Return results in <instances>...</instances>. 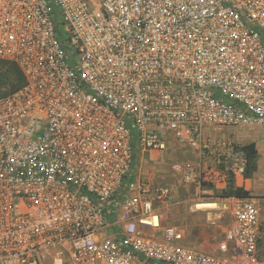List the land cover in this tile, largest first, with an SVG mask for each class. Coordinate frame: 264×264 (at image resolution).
Listing matches in <instances>:
<instances>
[{
  "label": "built area",
  "instance_id": "2783aa9c",
  "mask_svg": "<svg viewBox=\"0 0 264 264\" xmlns=\"http://www.w3.org/2000/svg\"><path fill=\"white\" fill-rule=\"evenodd\" d=\"M0 60L25 76L0 96V264H264L255 198L200 194L230 217L211 250L163 224L167 184L128 180L172 141L186 182L245 173L209 133L264 125V0H0Z\"/></svg>",
  "mask_w": 264,
  "mask_h": 264
},
{
  "label": "rangeland",
  "instance_id": "374dc122",
  "mask_svg": "<svg viewBox=\"0 0 264 264\" xmlns=\"http://www.w3.org/2000/svg\"><path fill=\"white\" fill-rule=\"evenodd\" d=\"M209 136L216 138V141L221 140V143L232 141L242 148L251 144L255 145L257 169L251 177H247L245 173L243 176L244 179L248 178L249 195L260 200L259 249L264 255V193L261 192V188L264 186V125L255 127L224 126L218 128V130L210 131ZM259 147L263 152L262 159L259 155ZM218 158L217 152L211 153L207 166H215ZM174 162L198 164L197 154L190 148L172 141L165 150L154 153L153 156L149 154L139 156L131 170V174L128 176V180L134 178V176H140L154 182L167 184L171 188L172 194L171 204L161 210L163 224L175 225L183 230L187 243L215 250L223 239L224 229L230 217L228 214H224L220 223L210 224L207 221L206 213L200 208H195V204L202 201L199 198L205 189H208L210 195L215 197L226 191L229 185L220 192V186L222 185L219 182L220 180L217 185L206 180L202 181L201 185L197 182H186L171 169ZM218 166L223 170L225 169L220 164ZM230 178L231 176L227 175L226 180L229 183ZM203 195L206 196V194Z\"/></svg>",
  "mask_w": 264,
  "mask_h": 264
},
{
  "label": "trees",
  "instance_id": "16d2710c",
  "mask_svg": "<svg viewBox=\"0 0 264 264\" xmlns=\"http://www.w3.org/2000/svg\"><path fill=\"white\" fill-rule=\"evenodd\" d=\"M25 83V76L17 63L13 61L0 60V96L6 95ZM248 157V164L245 171L247 177H251L257 169L256 155L257 151L254 144L243 148ZM230 178L229 188L223 191L219 196L235 195L239 197H250L249 191L240 187H235Z\"/></svg>",
  "mask_w": 264,
  "mask_h": 264
},
{
  "label": "crops",
  "instance_id": "0c3cea01",
  "mask_svg": "<svg viewBox=\"0 0 264 264\" xmlns=\"http://www.w3.org/2000/svg\"><path fill=\"white\" fill-rule=\"evenodd\" d=\"M258 151H259V155L261 156V159H262V154H263V152L261 151V148L259 147L258 148ZM234 181L232 182V184L235 186V187H240V188H242V189H244V190H250V188L248 187V185H247V181H248V178H245L244 179V176H243V174H237L236 176H233V178H232ZM222 185L220 186V192H222V190H223V188H225L226 186H228L229 185V182L226 180V179H220V181H219ZM245 184V185H244ZM242 185H244V186H242ZM219 188V187H218ZM257 189V188H256ZM256 192H257V190H256ZM261 192L262 193H264V186H262V188H261ZM250 197H252V198H255L256 200H257V202L259 203L260 202V200L258 199V198H256V197H254V196H250Z\"/></svg>",
  "mask_w": 264,
  "mask_h": 264
},
{
  "label": "bare ground",
  "instance_id": "6f19581e",
  "mask_svg": "<svg viewBox=\"0 0 264 264\" xmlns=\"http://www.w3.org/2000/svg\"><path fill=\"white\" fill-rule=\"evenodd\" d=\"M206 206H208V205L207 204L206 205H204V204L203 205L202 204L199 205V207H206Z\"/></svg>",
  "mask_w": 264,
  "mask_h": 264
}]
</instances>
